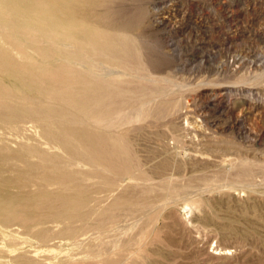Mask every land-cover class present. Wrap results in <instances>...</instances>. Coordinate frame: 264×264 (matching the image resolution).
<instances>
[{
    "label": "rangeland",
    "instance_id": "obj_1",
    "mask_svg": "<svg viewBox=\"0 0 264 264\" xmlns=\"http://www.w3.org/2000/svg\"><path fill=\"white\" fill-rule=\"evenodd\" d=\"M92 1L95 5L90 7L91 12L99 15V22L105 25L102 32L116 37L125 34V41L137 56L136 61L140 69L143 68L142 72L149 71L162 78L153 83L133 77L132 86L144 82L148 87L162 90L164 100L151 104L147 109L151 112L148 111L144 120L128 127L125 125L114 133L128 141L132 162L142 163L141 169L147 175H152L150 182L157 186L155 194L152 191L150 196L151 200H157L155 204L160 203L162 196L163 190L158 186L161 180L168 177L171 171H174L173 178L178 180L173 183L176 194L171 199L176 202L160 211L143 205L118 209V222L113 231L106 233V237L139 239L137 244L140 249L131 259L134 260L133 264H264V172L258 173L256 177L259 193H247L246 190L238 191L224 186L236 178L239 169L226 172V165H223L224 160L237 159L239 156L264 160V121L257 115L264 109V0ZM153 12H163L170 20L158 27L149 24L145 20ZM180 18L184 26H180ZM5 25V20L0 19V89L21 81L35 84L37 77L29 75V72L35 74L39 69L48 70L43 77L39 76L46 84L43 87L50 89L57 81L66 83L65 64H61L58 55L49 52L43 58L34 48L18 41L15 44V40L11 41L5 29H2ZM193 26L200 30L198 35L188 33ZM225 38H229L232 43L229 50L223 45ZM231 56L240 58L243 68L241 73L233 74L227 69ZM252 61L259 64L255 73L249 71L248 66ZM24 94V99H18L17 110L33 105L38 108L50 107L66 114L67 120L82 121V116H77L78 109L75 106H69L59 99H49L35 88L27 87ZM85 96L88 97L89 93H85ZM213 98H223L230 105L237 103V111L243 110L245 124L261 136L257 139L246 138L229 128L227 113L213 112L207 104ZM85 99L82 102L79 98V103L86 105L91 100ZM180 112L183 114L178 116ZM15 118L13 114H8L7 119L0 120V198L22 203L29 201L28 198L38 200L40 204L30 207L29 203H25L22 209L40 214V218L46 220L58 210L55 207L57 202H44L40 195L48 194L54 198L58 194L74 193L76 186H87L88 192L95 190V185L90 186L89 182L82 180V176L90 171L87 166L85 169L76 168L66 160L64 153L50 155L40 152L32 156L23 149L15 150L19 147L16 146L19 140L15 138L18 133L13 121ZM58 119L55 117L52 121L56 124ZM47 121L51 123L50 119ZM30 125V122L25 123L27 127ZM75 126L88 128L82 124ZM88 129L94 130L91 127ZM187 170L192 171L189 172L191 177L181 180ZM66 177L69 180H63ZM48 181L56 183L50 185ZM184 184L190 186L182 189ZM136 193L139 191L129 190L127 194ZM191 198L201 201L193 203ZM89 209H86L87 213ZM89 215L75 219L70 223V229L99 226L96 214L95 217L91 213ZM196 216L198 221L193 224L192 219ZM132 223L139 225L129 234H124L126 228L123 227ZM50 225H14L10 228L17 232L6 235L1 232L4 227L0 223V264H59L62 260L69 261V258L84 255L69 256L78 250L71 245L69 237L72 231L60 223L54 227L55 230H48L47 226ZM88 234L80 237H87ZM7 237L29 238L31 244L26 242L21 249H31L27 254L30 256L19 257L8 252L6 245L10 240ZM43 237L56 238L44 246L39 240ZM96 242H90L92 249L97 248ZM35 247L38 249L34 250ZM79 261V264L89 263L84 262V258Z\"/></svg>",
    "mask_w": 264,
    "mask_h": 264
},
{
    "label": "bare ground",
    "instance_id": "obj_2",
    "mask_svg": "<svg viewBox=\"0 0 264 264\" xmlns=\"http://www.w3.org/2000/svg\"><path fill=\"white\" fill-rule=\"evenodd\" d=\"M93 5L95 3L92 0H0V19L5 20L6 23L2 29H5L8 38L11 41L15 40V44L18 41V43L20 42L27 47L34 48L43 58L48 56L49 52L58 55L59 59H61V64H65L64 76L67 79L64 80L66 83L57 81L48 89V87H43V85H46L43 82L44 79H39V76L47 74L48 70L45 72V70L39 69L35 74L32 71L29 72V75L37 77L36 81L34 80L35 84L21 81L16 85L14 83L11 86L2 85L3 87L0 89V117L7 119L8 114L9 116L13 114V116L17 117L13 121L18 132L15 138L19 140L16 142V146L19 145L17 147L19 149L16 147L13 149H23L32 156H37V154H41L40 152H47L50 155L64 153L66 160L70 161L76 168L85 169V166H87V169L91 172L87 171L82 176V180L89 182L90 186L95 185L96 187L95 190L92 189L88 192L87 186H76L77 189L74 193L58 194L54 198L48 194L40 195L44 202L49 200L57 202L55 207L58 210L49 215L50 218L46 220L41 219L42 215L40 214L26 212L22 209L25 203H29L30 207L34 204H40L41 202L38 200L28 198L27 200L29 201L22 203L21 201H11L12 199L10 198L7 200L4 197L3 199L0 198V223L4 227L1 232L6 235H14L17 231L10 228L14 225L24 226L27 224L29 227H33L45 223L52 224L47 226L48 230H51V228L55 230L54 227L60 223L65 225L66 229L72 231L71 237H69L71 245L76 246V249H78L76 253L69 256L84 255L75 259L69 258V261L62 260L59 264H79L80 258H84V262H89L87 264H133L134 260L131 259L138 254L137 251L140 249L138 248L139 239L134 240V237H127V239L106 237V233L115 229L114 226L119 219L118 209H130L135 205H143L159 209V211L163 210L167 205L176 202L171 199L176 194V188L173 183L178 180L173 178L174 171H171L168 177L161 180L158 186H161L160 189L163 190L162 196L159 200L160 203L155 204L157 200H151L150 196L157 186L150 182L152 175H147L141 169L142 163L132 162L133 160L129 158L128 141L114 133L117 130H121L125 125L129 126L144 120L149 114L148 111L150 110L147 109L150 105L159 101L163 102L164 100V94L160 89L148 87L144 82L132 86L133 77H140V79L149 80L153 83H157L162 78L154 76L149 71L146 73L142 72L143 68L140 69L141 66L136 61L137 56L132 52L127 41H125L127 39L125 34H118L116 37L107 36L106 33L102 32L105 25L99 22V15L96 16L91 12L90 7ZM169 20L170 18L164 15L163 12H153L150 13V16H147L145 21L158 27L167 24ZM179 23L180 26H184L182 19ZM188 33L198 35L200 30H198V27L193 26ZM223 45L226 50H229L232 43L229 38H225ZM237 56H231L228 60L227 69L233 74H237L243 69L240 58ZM258 65L252 61V64L248 66L249 71H254L255 73L259 69ZM257 79L254 78V80ZM77 83L81 85L76 86ZM27 87H30V89L35 88L49 99H59L69 106H75L78 109L77 116L81 115L82 121L67 120L66 114L63 112L58 113L50 107L38 108L33 105L17 110L18 99L25 98L23 96L25 95L24 92H27ZM12 90H14V93L10 92ZM10 93L15 94V96L13 97ZM67 93L70 94L68 95ZM85 93H89V96L86 97ZM16 94L20 95L16 96ZM79 98H81V101L84 98L91 100H88L89 102L84 105V103H79ZM93 98L95 99L91 102ZM207 104L212 107L213 112H226L227 125L229 128L234 129L237 134L244 135L246 138L254 137L256 139L261 136L245 124L247 122L244 120L243 110L237 111L239 106L237 103L230 105L223 98H213L207 101ZM262 110L257 115L264 121V109ZM182 114L183 112H180L178 116ZM55 117L60 118L56 124L55 121H52ZM49 119L51 123H47ZM26 122H30L31 125L29 127L25 126ZM75 124L86 125L94 130L89 131L88 128L75 126ZM223 165H226V172L236 168L239 169L236 178L224 186L237 189L238 191L246 190L247 193H259L256 188V177L258 173L264 172L263 159L251 160L250 158L239 156L237 159L224 160ZM148 172L151 173L150 171ZM189 172L192 171H185L181 180L186 179V177L190 178ZM81 174H83V171ZM67 177L63 180H69ZM71 180L70 183L72 182ZM185 181L187 182V180ZM53 183L56 182L48 181L50 185ZM189 186V184H184L181 188L186 189ZM129 190H137L139 193L128 196ZM95 192L98 193L92 196L91 193ZM37 196L34 195V197ZM191 200L193 203L201 201L198 198H191ZM87 208H90L89 213L91 215L94 216L96 214L99 226L71 230L69 227L70 223L77 218L89 215L86 211ZM197 218L198 216L192 219L193 224L198 221ZM138 225L137 223H132L123 227L124 229L126 228L123 231L124 234H129ZM91 229L93 230L91 231ZM89 231L91 232L89 233ZM86 234H88L87 237H80ZM134 234L136 233L134 232ZM144 234L142 233V235ZM7 238L10 240L8 246L6 245L8 252L19 257L30 256L27 254L32 251L31 249H21L26 242L30 243L29 238ZM54 238L56 237H43L39 240L43 242L42 245L48 246V242ZM91 241H97L96 249L91 248ZM171 242L173 241L171 240ZM136 244L137 248L135 249ZM35 249L38 248L35 247ZM128 260L131 261L127 263ZM31 262H34V260L31 259Z\"/></svg>",
    "mask_w": 264,
    "mask_h": 264
}]
</instances>
